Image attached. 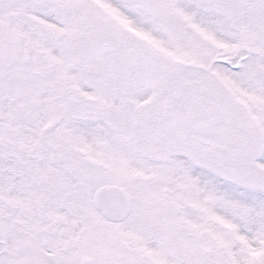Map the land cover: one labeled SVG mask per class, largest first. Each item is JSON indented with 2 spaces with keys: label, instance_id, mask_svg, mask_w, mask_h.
<instances>
[{
  "label": "snow or ice",
  "instance_id": "snow-or-ice-1",
  "mask_svg": "<svg viewBox=\"0 0 264 264\" xmlns=\"http://www.w3.org/2000/svg\"><path fill=\"white\" fill-rule=\"evenodd\" d=\"M0 264H264V0H0Z\"/></svg>",
  "mask_w": 264,
  "mask_h": 264
}]
</instances>
